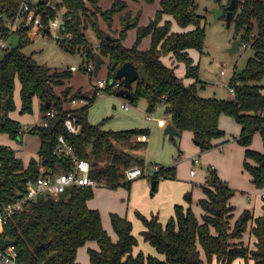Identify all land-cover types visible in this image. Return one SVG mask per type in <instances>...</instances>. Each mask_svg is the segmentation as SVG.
I'll list each match as a JSON object with an SVG mask.
<instances>
[{
	"label": "trees",
	"instance_id": "trees-1",
	"mask_svg": "<svg viewBox=\"0 0 264 264\" xmlns=\"http://www.w3.org/2000/svg\"><path fill=\"white\" fill-rule=\"evenodd\" d=\"M21 1L0 0V40L6 41L12 34L17 36L16 46L4 48L5 53L0 59V134L20 142L24 133L21 124L9 115L15 110L16 81L20 84V113H30L32 101L37 98L47 126L36 125L28 131L39 138L40 144L38 160L31 159L26 166L15 150L0 145V210L26 192L28 183L39 177L41 167L53 173L72 169L69 160L53 154L60 135L74 147L80 158L90 162L89 175L99 186L129 189L131 182L124 181L123 171L133 165L145 170L143 151L147 143L137 141L136 136L149 134V130H105V120L91 124L88 113L97 98L95 91L88 97L81 91L70 93L68 87L57 94L56 88L64 85L71 72L52 70L25 55L22 49L31 42L29 28L20 26L10 32L7 27V21L15 16ZM102 1L62 0L64 31L72 34L71 39L59 42L62 49L70 53L83 51L88 62L94 63L97 55L107 59V79H115L116 69L125 62L141 64L150 86L138 79L132 86L134 101L131 104L136 105L144 99L147 112L162 105L178 135L183 131L191 132L202 151L210 150L214 140L225 136L218 124L219 117H231L241 127L236 142L245 149L243 167L249 173L252 185L262 189L264 85L259 82L264 79V0H238L233 10L231 21L237 31H243L240 41L249 44L253 51L244 68L239 73L234 72L229 82L235 90L233 99L204 98L198 94L202 85L198 78L199 67L189 56V50L203 52L205 27L203 17L197 14L196 0H160L159 10L145 26H138L135 18L136 39L131 47L123 44L126 36L123 28L117 38L110 36L108 39L99 24L102 19L110 30L113 17L123 12L127 3L115 0L109 8L102 10ZM230 1L220 6L224 11L222 16L226 15ZM54 15V12L46 11L43 23ZM129 17L130 12L125 11L124 24ZM174 23L179 28L177 32L172 29ZM88 25L100 39L96 53L84 35ZM146 37L150 38L149 47L140 50L138 45ZM164 57L168 58L169 65L164 62ZM180 62L185 66V78L193 80L190 85H185L175 73ZM122 84L120 81V87ZM73 99H86L88 103L64 110V103ZM46 103L50 106L45 107ZM51 110L55 115L48 119L46 113ZM67 113H71L80 126L79 133L71 134L65 128ZM256 133L262 141V152L250 148ZM160 178L173 179L174 168H160L153 174L151 182H156L153 192ZM202 190L204 197L198 200L200 217L190 207L191 192L184 196L187 206L175 204L173 215L164 223L157 216L147 218L136 213L144 227L141 231L143 240L160 258L134 253L138 241L133 235L132 223L111 213L110 223L116 234V241H113L103 228L99 211L87 205L94 196V190L89 187L68 188L62 201L49 195L38 197L9 219L3 237L14 243L20 264H78L77 250L88 241L98 245V250L88 249L89 264H231L236 259L242 260L243 264H264V205L259 216L244 210L234 219L235 207L230 199L235 190L221 181L212 167ZM247 232L249 236L245 243L243 238Z\"/></svg>",
	"mask_w": 264,
	"mask_h": 264
},
{
	"label": "rangeland",
	"instance_id": "rangeland-1",
	"mask_svg": "<svg viewBox=\"0 0 264 264\" xmlns=\"http://www.w3.org/2000/svg\"><path fill=\"white\" fill-rule=\"evenodd\" d=\"M114 1H102L103 7L100 5L101 9L105 10L104 6H108L109 8ZM228 2L229 0H196L197 14L203 17L205 42L202 53L191 49L189 50V56L199 67L198 78L202 82V85L198 94L204 98L233 99V96L228 93V89L223 87V83L229 84L233 73H239L244 68L247 59L253 55L251 48L241 43L240 40L243 31H237L233 21L227 25L226 16H220L216 19L213 10L220 6H225ZM127 3L133 15L129 17V20L125 24L123 22L124 18L122 20L120 18L118 22L120 13L113 17L110 30L102 19H99V24L100 28L107 35L115 38L118 37L123 28L126 33L123 43L126 47H131L135 42L137 31V27H134L133 21L137 18L138 26L147 25L157 10H159L160 0H151L150 2L143 0L131 2L127 0ZM57 33L58 31L55 30H51L49 34L45 35L38 33L22 49V52L27 56H32L38 64L46 65L53 70H69L71 66L77 67V71L71 73L68 87L89 95L95 89L93 81L98 79L106 80L108 78V60L104 59L98 74L91 76L84 68L93 62H88L83 51L70 53L62 49L59 42L65 40H57L55 37ZM59 34L61 33L59 32ZM84 35L93 52H98L100 39L89 25L84 30ZM1 42L2 40H0V44ZM235 42L240 43L238 49L230 51ZM4 44L5 48L8 49L15 47L17 44V36L12 34L4 41ZM148 47L149 38L146 37L140 42L138 48L145 50ZM4 53L5 49L0 48V59ZM163 60L165 63H169L168 58L164 57ZM175 73L182 80H189L184 76V63H177ZM259 84L264 85V79ZM69 90L70 93H73L70 88ZM99 93L105 97H100L101 99H99V96H97L89 110V120L91 121L92 118L93 120L96 119L94 125L105 120L103 127L109 125L122 130L149 129L150 134V140L149 143L147 142V146L151 147V152L146 161L147 166L144 170L146 173L131 181L129 189L123 186L115 189L108 188L104 185L98 186L94 189L95 193L93 198L87 203L99 211L103 228L111 236L113 241H116V234L111 227L110 214L114 213L119 215V213H123L132 223L133 234L138 241V246L134 249V253L142 252L145 256H156L155 249L143 240L141 235L142 223L136 213H140L145 217H148L152 213L157 214L163 222H166L173 215L175 204L187 206V203L184 201V196L186 193L191 192L192 202L190 207L200 217L201 209L198 206V200L204 197L202 186L205 184V179L209 176L210 166H213L212 168H214L219 179L225 182L230 188L236 185L233 188L235 195L232 198V204L236 207L234 219H237L244 210H254L255 213L259 212L261 198L258 197V194L264 190V187L262 189H256L251 183L249 173L243 167L245 149L234 141L238 136L236 131H239V127L231 117L223 115L220 119V127L223 128L225 136L229 140L223 143L226 145L222 148L224 158L221 159L220 147H217L218 144L215 145L213 143V147L210 150L202 151L194 143L193 136L188 131L180 132L179 136L176 137V145H174L163 134V130L159 132L149 126L148 128H141L140 125L146 120V115H144L141 109L146 102L144 99H140L136 105H133L113 94L104 91H100ZM14 100L15 110L13 112L18 116L17 120L21 124L24 133L20 142L10 139L13 145H17L20 150L24 151V156L20 154L23 162L28 161L29 163L31 159H35L37 154L39 138L36 135L29 134L28 131L41 123V103L38 99L34 98L32 101V111L21 114L20 84L18 81H16L15 85ZM123 103H128L130 107L129 112L123 113L119 110L120 104ZM158 113L161 115L160 110ZM107 129L111 130L112 128ZM3 142H7V140L0 138V144L5 146ZM256 143L262 148L260 137L257 134L253 136L250 148L255 150L253 146ZM12 149L15 150L14 148ZM203 154H206L207 157L203 158ZM212 156L218 157L215 163L211 162ZM167 167L174 168V178H160L156 190L153 192V196H151V177L149 175L155 173L160 168ZM191 170H195L196 174L194 177L190 175ZM244 236L245 240H247L249 232ZM94 244L96 246L95 248L98 249L97 244L95 242ZM201 257L204 259L203 253ZM241 261L240 259H236L231 264H241ZM80 264L85 263L80 260Z\"/></svg>",
	"mask_w": 264,
	"mask_h": 264
},
{
	"label": "built area",
	"instance_id": "built-area-1",
	"mask_svg": "<svg viewBox=\"0 0 264 264\" xmlns=\"http://www.w3.org/2000/svg\"><path fill=\"white\" fill-rule=\"evenodd\" d=\"M61 4L62 0H22L15 16L12 20L7 21V27L10 32L17 30L20 26L24 28L28 27V34L33 33L34 35L44 32L45 28H47L49 33L51 30L58 31L55 35L57 40H69L72 38V34L64 31L65 16ZM46 11L54 12L55 15L52 18L48 17L46 23H43V16ZM59 32L61 34H59ZM245 45L247 47L249 46L247 43H245ZM0 48H5L3 40L0 44ZM93 68L94 64L91 63L86 65L84 69L86 72L91 73L93 72ZM70 70L75 71L77 67L73 66ZM223 87L228 89L230 95H235V90L232 85L223 84ZM94 88L96 96H102L103 94H100V91L115 95L121 87L119 80L111 78L96 80ZM71 103L73 105H85L88 101L86 99H73ZM121 108L127 110L129 108L128 103L121 104ZM160 108H162V105L156 107L152 112H147L146 119L155 122L157 126L164 127L166 126L165 118L163 116H157ZM54 115L55 113L52 110L46 113L48 119L52 118ZM40 125L46 127L47 121L42 119ZM64 126L71 134L79 133L80 126L76 123L71 113L66 114ZM136 140L147 143L149 141V135L138 134ZM53 154L59 158L69 160L72 164V169L69 172L53 173L51 170L41 167L39 177L34 182L28 183L25 193L3 205L0 210V264H20L14 243L3 237L4 227L12 216L22 212L31 202L42 195H49L52 198L60 199V196L65 194L66 190L70 187H89L95 189L99 186L89 175L91 170L90 162L80 158L75 153L74 147L63 135L58 136ZM123 173L124 180L126 182H131L146 172L137 165H133L125 169ZM153 174L154 173H151L149 176L152 177ZM190 174L193 176L195 170H191ZM260 198L264 202V193L260 195Z\"/></svg>",
	"mask_w": 264,
	"mask_h": 264
},
{
	"label": "crops",
	"instance_id": "crops-1",
	"mask_svg": "<svg viewBox=\"0 0 264 264\" xmlns=\"http://www.w3.org/2000/svg\"><path fill=\"white\" fill-rule=\"evenodd\" d=\"M126 3H127V0H124ZM131 2L133 1V0H130ZM134 2V1H133ZM130 3V2H129ZM102 7H103V5H102V2H101V4H100ZM104 8L105 9H107L108 8V6L107 7H105L104 6ZM160 8V7H159ZM125 11H129L130 12V17H132V15L133 14H131V11H130V9H129V6H128V3H127V8H126V10ZM125 11L124 12H121L120 13V16L118 17V22L120 21V18H121V20H122V18H124V13H125ZM139 25V24H138ZM172 29L175 31V32H177L178 30H179V28L177 27V25L174 23L173 24V26H172ZM28 36H29V38L30 39H33V38H35L37 35H34L33 33H29L28 34ZM149 38V37H148ZM149 43H150V38H149ZM124 44V43H123ZM166 64H168L169 65V63H166ZM71 67H73V66H71ZM70 67V68H71ZM70 68H69V71L72 73V72H75V71H77V70H75V71H71L70 70ZM53 70V69H52ZM179 77V76H178ZM181 78V77H180ZM182 79V78H181ZM104 80V79H103ZM68 82H69V79H67V80H65V82H64V85L63 86H61V87H57L56 88V91H57V94L58 93H60L65 87H68ZM182 82L185 84V85H190V84H192V82H193V80H191V79H189V80H182ZM93 84H95V81H93ZM224 84V83H223ZM70 89H71V92H75V90L73 89V88H71V87H69ZM95 90V89H94ZM94 90H93V92H91L89 95H87L88 97H90L91 96V94L93 95V93H94ZM103 98V97H105V96H99V99H101V98ZM117 97V96H116ZM37 99V98H36ZM15 101V100H14ZM93 105V104H92ZM91 105V106H92ZM80 106H82L81 104H79L78 106H77V104L76 105H73L72 103H71V101L70 102H66V103H64V105H63V108H64V110H70V109H74V108H78V107H80ZM91 106H90V108H91ZM142 112H144V115H146V113H147V102H145L144 103V105L142 106ZM90 110V109H89ZM119 110L121 111V112H123V113H127V112H129L130 111V107L127 109V110H124V109H122L121 108V104H120V106H119ZM160 111H161V115H160V113H158V117H161V116H163L164 117V113L162 114V112H163V107L162 108H160L159 109ZM10 117L12 118V119H14V120H17L18 119V116H16L15 115V112H10ZM223 115H221L220 117H219V121H218V124H219V127H220V119H221V117H222ZM226 116V115H225ZM42 117H43V113H42V111H41V120H42ZM90 117H91V115H90ZM165 120H166V126H171V127H173L174 128V126L172 125V123L170 122V118L168 117V116H166L165 115ZM88 120H89V113H88ZM95 120L96 119H94L93 120V118L91 119V121H90V123L91 124H95ZM18 121V120H17ZM145 122H143V124L142 125H140L141 126V128H148V126L150 127V128H153L154 130H157V131H162V130H164L165 128H166V126H164V127H160V126H157V124L155 123V122H151V121H148L147 119L146 120H144ZM238 125V124H237ZM238 129H239V131H236V133L238 134V136L240 135V130H241V127L238 125ZM107 128H112L111 130H114V131H119V130H122V129H117L116 127H112V126H104L103 127V129H105V130H109V129H107ZM221 128V127H220ZM222 130H223V128H221ZM149 130V129H148ZM189 132V131H188ZM225 132V131H224ZM191 133V132H190ZM257 135H259L258 133H256ZM255 134V135H256ZM148 135H150V134H148ZM191 135H192V133H191ZM179 135H178V131H177V134H176V136L174 137V141H176V137H178ZM193 136V135H192ZM237 136V137H238ZM236 137V138H237ZM259 137H260V135H259ZM0 138H5L6 140H7V142H3V145H5V146H9L10 148H14L15 149V152H16V156L17 157H19V158H21V155L20 154H22L23 156H24V151L23 150H20V148L17 146V145H13V142H12V140L10 139V137L8 136V135H6V134H0ZM236 138L234 139V141H236ZM149 140H150V136H149ZM260 140H261V138H260ZM169 141H171V140H169ZM193 141H194V139H193ZM224 141H229L227 138H226V136H224L222 139H217V140H214L213 141V143L216 145V144H218V146L217 147H220L219 149H220V152H221V159H223L224 157H223V150H222V148L224 147V145H226V144H223L224 143ZM148 143H149V141H148ZM173 143V142H172ZM195 143V142H194ZM237 143V142H236ZM39 144H40V142H39ZM174 145H176V142L175 143H173ZM238 144V143H237ZM261 144H262V141H261ZM1 145V144H0ZM197 145V144H196ZM239 145V144H238ZM254 147V149L255 150H257V151H259V152H262V150H263V147L262 148H260V145H258L257 143H256V145H254L253 146ZM144 155H145V157H146V161L148 160V158H149V154H150V152H151V147H149V146H146V148L144 149ZM207 154V153H206ZM206 154H203V158H205V157H207V155ZM22 159V158H21ZM35 159L36 160H38V154H36V156H35ZM216 159H218V157H215V156H212L211 157V162L212 163H215V161H216ZM29 160V159H28ZM23 161V160H22ZM24 163V165L26 166L27 164H28V161L27 162H23ZM210 167H213V166H210ZM220 172H221V169H220ZM196 174V173H195ZM195 174L192 176V177H194L195 176ZM191 175V174H190ZM205 181H206V179H205ZM204 184V183H203ZM236 186V185H235ZM235 186H232L233 188L235 187ZM150 188H151V185H150ZM232 188V189H233ZM264 189V188H263ZM94 190V189H93ZM151 191V190H150ZM94 193H95V190H94ZM262 193H264V190L261 192V193H259L258 194V197H260V195L262 194ZM153 194L154 193H151L150 195L151 196H153ZM204 195V194H203ZM234 197V196H233ZM232 197V198H233ZM232 198L230 199V203L232 204ZM247 198H249V196H247ZM89 201V200H88ZM88 203V202H87ZM88 205V207L89 208H91V209H95V207H92V206H89V204H87ZM233 205V204H232ZM264 205V202H263V200L261 199V201H260V209H259V212L258 213H255L254 212V210H252L251 212H252V214L256 217V216H259V215H261L262 214V206ZM234 207H235V205H233ZM235 209H236V207H235ZM173 212H174V210H173ZM234 212H235V210H234ZM119 216H121V217H125L126 219H128L123 213H119ZM151 216H157L158 217V219H159V221H161V222H163L160 218H159V216L157 215V214H151V215H149L147 218H149V217H151ZM129 220V219H128ZM101 221H102V219H101ZM164 223V222H163ZM144 229V227H143V225H142V230ZM141 230V231H142ZM134 235V234H133ZM111 237V236H110ZM112 239V238H111ZM113 240V239H112ZM243 240H244V242L245 243H247V241L248 240H245V236H244V238H243ZM96 243V242H95ZM97 244V243H96ZM98 246V245H97ZM96 246H95V244H94V241H88L84 246H82V247H80V248H78V250H77V253H76V260H77V262H78V264H80V260H82V262L83 263H85V264H89V259H88V249H95V250H98V249H96L95 248ZM157 257H161V256H159L158 254H155ZM241 261V260H240ZM241 264H243V262L241 261Z\"/></svg>",
	"mask_w": 264,
	"mask_h": 264
},
{
	"label": "water",
	"instance_id": "water-1",
	"mask_svg": "<svg viewBox=\"0 0 264 264\" xmlns=\"http://www.w3.org/2000/svg\"><path fill=\"white\" fill-rule=\"evenodd\" d=\"M237 1L238 0H231L229 5L226 8L227 10H226L225 16H226L227 25H229V23L231 22L233 10H234V7L236 6ZM213 11L216 15V19L222 16V14L224 13V11L220 7L214 9ZM44 32L46 34H49V30L47 28H45ZM107 38L111 39L109 35H107ZM239 45H240L239 42H235L233 44V48L230 49V51H234L238 49ZM103 61L104 60L100 57V55L96 56V59L94 61V68H93L94 76L98 74L100 66L103 63ZM114 78L116 80L122 81L123 83L122 87L116 92L115 96L125 101H128L130 103L134 101V96L132 93V86L138 79H141L145 83L146 86H150V82L147 77V74L141 64L134 65L132 62L123 63L121 66H119L116 69ZM48 106H50V104L46 103L45 107H48ZM163 134L167 136L169 140L175 143L174 137L177 134V130L175 128L171 126H166V128L163 130ZM195 144H198V142H195ZM155 184L156 182L154 181L151 182V193H153V190L155 189ZM64 198H65V194H62L60 196V200L62 201L64 200Z\"/></svg>",
	"mask_w": 264,
	"mask_h": 264
}]
</instances>
